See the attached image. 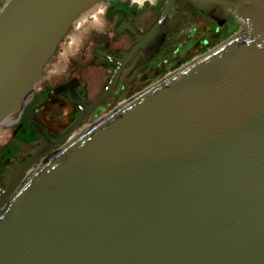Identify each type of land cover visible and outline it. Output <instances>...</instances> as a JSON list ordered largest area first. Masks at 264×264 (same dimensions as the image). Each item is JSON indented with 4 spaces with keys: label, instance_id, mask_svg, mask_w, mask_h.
<instances>
[{
    "label": "water",
    "instance_id": "water-1",
    "mask_svg": "<svg viewBox=\"0 0 264 264\" xmlns=\"http://www.w3.org/2000/svg\"><path fill=\"white\" fill-rule=\"evenodd\" d=\"M112 0H3L0 129L31 102L76 19ZM239 29L74 134L108 91L39 143L0 187V264H264V0H187ZM175 10L116 59L154 42ZM154 43V44H153Z\"/></svg>",
    "mask_w": 264,
    "mask_h": 264
},
{
    "label": "flooded vegetation",
    "instance_id": "flooded-vegetation-1",
    "mask_svg": "<svg viewBox=\"0 0 264 264\" xmlns=\"http://www.w3.org/2000/svg\"><path fill=\"white\" fill-rule=\"evenodd\" d=\"M164 2L112 0L104 3L107 4L106 8L96 15L101 20V27L80 36L79 41H68L47 76L45 67L49 62L46 64L43 78L34 87L31 102L23 110L17 124L11 127L13 132L10 138L0 146L1 186L3 170L9 168L15 171L13 162L22 163L31 156V150L39 143L35 134L32 136L26 130L24 123L28 124V128L30 122L38 123L48 137L55 139L80 114L69 93L60 89L62 86L71 84L86 106L108 91L107 96L84 117L79 126L85 121L94 123L114 109L111 106L119 97L138 94L204 54L209 49L203 53L199 50L209 47L216 34H220L223 29L229 31L237 24L231 13L223 25L218 27L204 13L192 10L187 0H175V10L167 15L154 37V42L159 40L158 45L149 44L145 48H137L122 66L115 84L109 88L110 80L119 68L116 59H121L137 43V38L125 27L120 32L118 28L128 23L139 34L148 32ZM84 13L76 19L78 21L84 16L79 23L81 26L88 24L92 17ZM200 18L206 23L200 24ZM74 23L62 41L72 33ZM59 46L51 59L57 54Z\"/></svg>",
    "mask_w": 264,
    "mask_h": 264
},
{
    "label": "rangeland",
    "instance_id": "rangeland-1",
    "mask_svg": "<svg viewBox=\"0 0 264 264\" xmlns=\"http://www.w3.org/2000/svg\"><path fill=\"white\" fill-rule=\"evenodd\" d=\"M2 1L0 0V7L2 5ZM107 4L104 3H99L96 4L95 6L91 7V9H89L87 11L86 14H91V21L84 25L81 26L80 20L82 17H84L83 15L79 18L80 20L76 21L72 27V33L69 34V37H66L62 43L59 46L58 52L57 54L49 61L47 67H45V73L46 76L49 74L50 70H51V65L57 60L58 55L60 52H63L64 48L67 46L68 41H71L73 39L79 41V37L84 35L85 33L89 34V32H92L94 30H96L97 28L101 27V20L98 18V16L96 17V15H98V12H102L105 8H106ZM86 14L84 13V15L86 16ZM202 23H206L205 20H203L202 18H200V24ZM239 23L237 22V24H235L232 28H230L229 31H226V29H223L222 32L220 34H216V37L214 39V41L212 42V44H210L209 47H204L201 50H199L200 53H203L205 51H207V49H212V47L217 46L218 44H220L221 42H223L225 39L229 38L231 35H233L235 32H237V30L239 29ZM77 45V44H76ZM131 94H129L128 96H121L119 97L113 104H112V108H115L116 106H118V103L120 101L123 100H127L129 98H131L130 96ZM111 109V108H110ZM92 123L90 122H84L81 126H79L74 134L79 133V131L81 129H83L84 127H87L89 125H91ZM13 129L11 127H7V128H3L0 129V146L10 138V136L12 135ZM73 134V135H74ZM1 187V185H0Z\"/></svg>",
    "mask_w": 264,
    "mask_h": 264
},
{
    "label": "trees",
    "instance_id": "trees-1",
    "mask_svg": "<svg viewBox=\"0 0 264 264\" xmlns=\"http://www.w3.org/2000/svg\"><path fill=\"white\" fill-rule=\"evenodd\" d=\"M24 127L26 128V130H27L28 132H30V133L32 134V136H34V133L31 131L30 128H28V124H27V123H24Z\"/></svg>",
    "mask_w": 264,
    "mask_h": 264
}]
</instances>
